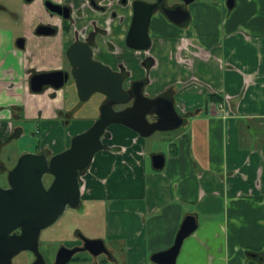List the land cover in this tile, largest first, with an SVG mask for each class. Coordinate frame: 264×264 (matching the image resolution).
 Instances as JSON below:
<instances>
[{
	"label": "crops",
	"instance_id": "0c3cea01",
	"mask_svg": "<svg viewBox=\"0 0 264 264\" xmlns=\"http://www.w3.org/2000/svg\"><path fill=\"white\" fill-rule=\"evenodd\" d=\"M40 21L49 19L39 0H0V147L35 123L36 152L56 154L72 137L67 90L35 94L28 78L59 70L67 40L36 35ZM148 35L132 78L145 79L148 98L171 99L184 128L168 158L158 153L164 165L155 173L141 136L107 129L80 174L75 218L110 251L102 264H120L118 252L124 264H155L150 257L172 246L186 216L196 229L175 264H264V0H198L186 26L159 18Z\"/></svg>",
	"mask_w": 264,
	"mask_h": 264
},
{
	"label": "water",
	"instance_id": "95a60500",
	"mask_svg": "<svg viewBox=\"0 0 264 264\" xmlns=\"http://www.w3.org/2000/svg\"><path fill=\"white\" fill-rule=\"evenodd\" d=\"M24 1L30 3L33 0ZM183 1L188 4L193 0ZM228 6L231 7L230 4ZM154 7L148 5L133 17L126 43L135 51H146L150 46L148 30ZM184 13V16L176 18L166 12V18L175 25H181L188 19ZM42 33L51 35L53 32ZM21 40H18L20 47L23 43ZM66 55L70 57L68 51ZM89 65L93 69L86 70L81 65H74L77 70L73 75L79 99L86 101L93 93L99 92L106 96V103L101 105L95 122L84 132L73 136L66 149L49 159L45 153L23 154L8 171V188H0V264H11V260L23 251L35 254V260L30 264H44L37 252L39 235L42 230L53 225L67 207H79L80 173L88 168L94 155L104 148L102 139L110 125H122L147 138L156 132L173 131L183 124V118L176 113L171 99L163 96L148 98L142 93V81L134 82L131 93H126L119 75L113 76L109 69L101 65ZM67 79L68 74L62 70L37 73L30 78V91L39 94L44 87L59 90ZM128 103L130 106L122 110L113 108ZM150 116H153L154 121L148 120ZM151 165L153 170H161L164 155H151ZM46 174L53 178L47 188L43 184ZM195 229V218L186 216L172 246L153 254L150 261L155 264H175L183 240ZM17 230L19 234L15 233ZM83 242L84 247L81 249L60 248L55 264H66L79 251H88L94 256L106 252L101 240L83 238Z\"/></svg>",
	"mask_w": 264,
	"mask_h": 264
},
{
	"label": "flooded vegetation",
	"instance_id": "af4514ba",
	"mask_svg": "<svg viewBox=\"0 0 264 264\" xmlns=\"http://www.w3.org/2000/svg\"><path fill=\"white\" fill-rule=\"evenodd\" d=\"M39 1L45 14L48 16L49 21H40L37 23L34 33L36 35L43 36L44 34L42 32H53L51 36L61 34L62 37H66L67 45L60 57L62 67H60L59 70L68 74L67 81L71 80L75 82L73 72L77 69L74 65H81L85 67L86 70H90L93 68H90L89 64H98L109 69L113 76L119 75L123 82V91L130 94L133 89L132 84L137 82V80L132 78L135 70L130 67V63L135 61L136 51L127 45L126 39L136 12L145 9L148 5H154L155 7L152 10L149 28L151 27L153 21L159 18H164L175 27L182 28L189 23L192 7L198 0H193L188 4H185L183 0ZM46 4H48L47 7ZM166 12L176 18L184 16V12H186L188 19L181 25H175L166 18ZM21 41L23 42L22 48H24V39ZM67 51L69 52L70 57L66 55ZM147 67L148 66L145 65L143 71L147 70ZM42 72L43 71H33L30 73L28 78L29 89L31 76ZM142 82H145L144 78ZM64 85L60 89L64 88ZM46 90L56 91L54 89L44 87L43 92ZM101 95L102 104H104L106 103V96L103 94ZM128 106H130V103L115 105L113 108L115 110H122ZM148 120L150 122L154 121L153 116L148 117ZM36 153H45L48 159L53 155L44 149ZM9 170L6 171L0 163V178H2L0 179V188H8L7 173ZM46 176L50 175L46 174L43 176V184ZM50 177L51 180L49 184L47 186L44 184L46 188L50 185L53 179L52 176ZM67 210L68 207L65 209V212ZM15 233L19 234L20 231L17 230ZM83 238L87 237L83 236L76 230L73 232V239L69 241L68 238L54 239L56 242L55 245L51 244L47 240H43L42 243L38 238L37 252L42 257L44 264H55L57 252L60 248L81 249L84 247ZM103 247L106 252L103 251L95 256L88 251L76 252L66 264H102L103 261H112L111 253L107 249L104 242ZM23 253L26 257H30L28 264L35 260L36 256L34 253L29 251H23Z\"/></svg>",
	"mask_w": 264,
	"mask_h": 264
},
{
	"label": "rangeland",
	"instance_id": "374dc122",
	"mask_svg": "<svg viewBox=\"0 0 264 264\" xmlns=\"http://www.w3.org/2000/svg\"><path fill=\"white\" fill-rule=\"evenodd\" d=\"M23 1V0H22ZM201 3H215L218 1L224 2L225 0H200ZM138 58V57H137ZM143 75H148V71L141 72ZM64 88L67 90V104H68V113L65 114L64 119L68 120L67 128L64 129L70 135L75 136L76 134L82 133L87 130L98 118L100 107L102 105V95L99 93H93L86 101H80L75 82L69 80L65 83ZM24 128V134L17 140L10 141L7 144H4L0 147V163L7 171L11 169L17 159L27 153H36V148L39 143V136L35 134V123H27L22 124ZM116 128H121L119 125H110L107 129L110 132H114ZM184 125L180 128L171 131V132H156L147 138H141L144 143L145 153H146V169H148L147 165L149 163L148 157L153 154L163 153L168 158V142L173 139L175 135L182 131ZM71 137V138H72ZM67 140L65 143L63 142L61 145V151L66 149V146H69L70 140ZM104 141L107 140L104 138ZM58 152V153H59ZM166 158V159H167ZM150 172L155 173L153 169H148ZM5 175V174H4ZM2 175V176H4ZM2 179V178H0ZM51 180L50 176H46L44 178V184L47 186ZM1 181V180H0ZM76 209H70L64 213L62 217H60L53 225L49 226L45 230H42L40 233V241L43 243V240H47L51 244L55 245L56 242L54 239H64L68 238V241L73 239V231L78 230L83 236L90 237L91 231H96V229L92 230L86 224H83L80 219H76V212L79 214L81 212V207L75 212ZM87 227V228H86ZM106 241H110L106 238ZM119 248H122L119 245ZM118 258L120 259V264H124V256L122 253H117ZM30 257H26L23 252L19 253L12 260V264H28V260ZM73 264V263H70ZM107 264H113L108 263Z\"/></svg>",
	"mask_w": 264,
	"mask_h": 264
},
{
	"label": "trees",
	"instance_id": "16d2710c",
	"mask_svg": "<svg viewBox=\"0 0 264 264\" xmlns=\"http://www.w3.org/2000/svg\"><path fill=\"white\" fill-rule=\"evenodd\" d=\"M80 206V205H79Z\"/></svg>",
	"mask_w": 264,
	"mask_h": 264
}]
</instances>
